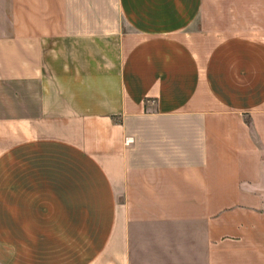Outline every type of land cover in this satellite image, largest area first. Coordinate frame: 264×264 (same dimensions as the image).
<instances>
[{"label": "crops", "instance_id": "obj_1", "mask_svg": "<svg viewBox=\"0 0 264 264\" xmlns=\"http://www.w3.org/2000/svg\"><path fill=\"white\" fill-rule=\"evenodd\" d=\"M0 264H264V0H0Z\"/></svg>", "mask_w": 264, "mask_h": 264}]
</instances>
